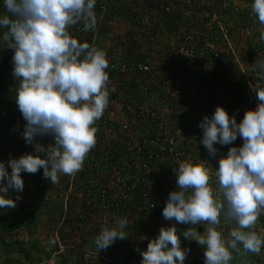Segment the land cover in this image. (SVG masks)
Masks as SVG:
<instances>
[{
    "label": "rangeland",
    "instance_id": "rangeland-1",
    "mask_svg": "<svg viewBox=\"0 0 264 264\" xmlns=\"http://www.w3.org/2000/svg\"><path fill=\"white\" fill-rule=\"evenodd\" d=\"M229 2L231 7L225 17L232 27L234 53L223 49L224 73L214 71L212 74L201 69L182 76L186 88L177 99L171 97L173 91H165L152 83L140 88L138 93L122 95L118 79L110 76L108 119L105 125L101 120L96 121L97 143L86 157L83 169L74 175L60 174L59 183L54 185L50 179L37 181L33 174L21 173L23 192L9 189L8 198L15 200L19 195L22 200L14 209L0 208V217H4V222H0V264H142V252L147 250L148 243L158 237L162 227L173 224L177 227L181 247L190 248L188 244L193 242L183 237V231L189 227L199 231L205 225L179 224L162 215L169 194L177 190L175 170L182 162L207 160L203 162L214 173L221 156L227 155L231 147L241 146L243 140L238 136L232 144H216L218 154L211 157L200 142L203 138L201 121L205 116H212L218 106L224 107L230 116L235 115L237 122L242 121L246 111L258 106L253 88L264 86V73L254 64L264 56V25L252 12L253 0ZM132 3V0L117 2L119 9L114 10L115 18L110 27L113 36L101 38L96 48L103 51L109 48L117 57L116 36L129 28ZM4 14V0H0V16ZM74 27L70 28L73 37L87 42L84 38L87 34L75 32ZM13 55L14 49L6 45L0 47V162L6 164L9 173L12 171L8 166L10 159H19L34 151V146L22 137L27 121L16 103L19 80L13 75ZM134 97L156 106L159 115L167 114L171 119L198 116L199 122L192 127V133L185 135V141L173 138V147L180 150L181 155L161 154L168 144L164 133L173 136V120L163 117L157 125L142 122L138 129L122 127L119 122L125 117L124 104ZM38 139L45 147L55 143L50 136ZM136 145L141 146L145 154L138 156L134 151ZM3 183L7 184V180ZM156 199L159 203L153 202ZM155 207L159 209L156 211ZM34 215L35 219L27 226ZM125 218L128 223L124 231L128 237L116 240L106 251L97 250L94 242L102 228L113 227L117 220ZM11 222L15 228L4 232L2 226ZM255 256L234 253L231 264H252Z\"/></svg>",
    "mask_w": 264,
    "mask_h": 264
},
{
    "label": "clouds",
    "instance_id": "clouds-1",
    "mask_svg": "<svg viewBox=\"0 0 264 264\" xmlns=\"http://www.w3.org/2000/svg\"><path fill=\"white\" fill-rule=\"evenodd\" d=\"M95 5L96 0H4L0 47L14 49L16 103L27 121L22 137L34 151L10 159V173L0 162V208L14 209L22 200L19 195L8 198L9 189L23 192L22 172L36 174L42 168L43 178L57 184L60 174L74 175L83 169L97 143L96 121L109 105V61L105 51L80 42L70 32L79 23L85 32L97 27ZM251 9L264 25V0H253ZM254 64L264 73V56ZM253 91L258 106L246 111L242 121L218 106L199 125L200 142L211 157L218 154L216 144H232L238 136L243 144L221 156L214 173L203 162L207 160L180 163L175 170L177 190L169 194L163 209L166 220L205 225L203 233L196 227L183 231L186 240L206 246L205 264H231L234 253L259 255L264 248V235L255 230L264 214V86ZM45 136L55 143L45 147L38 139ZM213 175L217 187L212 185ZM222 219L224 225H231L227 235ZM127 223L125 218L103 227L94 242L96 249L106 251L116 240L126 239ZM190 251L181 247L173 224L162 227L148 243L142 264H185Z\"/></svg>",
    "mask_w": 264,
    "mask_h": 264
},
{
    "label": "built area",
    "instance_id": "built-area-1",
    "mask_svg": "<svg viewBox=\"0 0 264 264\" xmlns=\"http://www.w3.org/2000/svg\"><path fill=\"white\" fill-rule=\"evenodd\" d=\"M120 1L96 0L94 11L97 15V27L85 32L83 24L79 23L74 27L77 30L75 32L87 34L84 38L93 47H96L101 38H112L110 27L115 18L113 14L119 9L117 2ZM132 1L129 28L124 34L116 36L117 57L112 55L109 48L104 50L109 61L107 72L109 77L115 75L118 79L122 95L132 91L138 93L140 88L152 83L165 91H173L171 97L177 99L186 88L183 86L182 76H189L191 72L201 69H207L212 74L214 71L225 72L226 69L222 66L223 49L234 53L232 27L225 17L231 7L229 0H142L146 6L140 0ZM142 6L143 10L140 9ZM234 59L237 61L236 56ZM239 68L243 73L242 66ZM124 108L125 117L122 122L117 120L124 129L128 126L138 129L142 122L157 125L163 117L174 121L173 136H167L168 132L164 133L168 144L161 154L165 156L181 155L182 152L173 147V138L185 141V135L192 133V127L199 122L196 115L174 119L167 114L159 115L156 106L138 101L135 97L126 102ZM108 110L109 106L99 119L104 125L108 119ZM134 149L138 156L145 152L141 146L136 145ZM212 185L218 186L215 177L212 178ZM221 228L227 235L231 225H224L222 219ZM255 230L264 235V214L259 217ZM204 231L205 228L199 230L201 233ZM194 241L188 244L191 251L185 264H205L206 246ZM252 264H264V248L255 256Z\"/></svg>",
    "mask_w": 264,
    "mask_h": 264
},
{
    "label": "trees",
    "instance_id": "trees-1",
    "mask_svg": "<svg viewBox=\"0 0 264 264\" xmlns=\"http://www.w3.org/2000/svg\"><path fill=\"white\" fill-rule=\"evenodd\" d=\"M144 154H145V152H144ZM41 155V157L43 158V157H45L46 156V153H41L40 154ZM34 175V177H35V180H37V181H43L45 178H43V169L41 168L36 174H33ZM151 182V181H150ZM146 185H148V184H146ZM153 202H157V203H159V200L158 199H156V200H153ZM159 209V207H155V210L157 211ZM35 219V215L34 216H31L30 217V219L28 220V223H27V226H29L32 222H33V220ZM4 222V217H0V222ZM15 227H14V225H13V223L11 222V223H9L8 225H3L2 226V229H3V231L4 232H10L12 229H14ZM21 252H23V253H25L26 254V252L22 249L21 250Z\"/></svg>",
    "mask_w": 264,
    "mask_h": 264
}]
</instances>
